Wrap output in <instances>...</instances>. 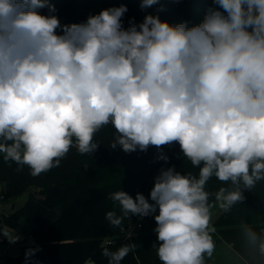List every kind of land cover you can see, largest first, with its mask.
<instances>
[{
	"label": "clouds",
	"instance_id": "clouds-1",
	"mask_svg": "<svg viewBox=\"0 0 264 264\" xmlns=\"http://www.w3.org/2000/svg\"><path fill=\"white\" fill-rule=\"evenodd\" d=\"M156 3L142 0L141 9ZM213 4L196 26L148 14L125 28L123 4L62 25L48 0H0L4 161L27 165L37 177L59 167L73 147L95 153V133L111 123V149L146 153L175 142L199 168L198 177L161 168L148 197L123 190L108 195L120 209L105 213L112 227L130 214L154 218L162 264H204L215 248L210 209L218 204L229 211L264 180V0ZM46 7L49 14L42 15L38 10ZM213 176L234 187H220L209 204ZM246 232L257 240L252 229ZM0 237L11 244L21 239L8 227ZM136 247L104 246L102 255L121 264ZM259 248L264 254V241ZM41 250L29 247L26 264Z\"/></svg>",
	"mask_w": 264,
	"mask_h": 264
},
{
	"label": "trees",
	"instance_id": "trees-1",
	"mask_svg": "<svg viewBox=\"0 0 264 264\" xmlns=\"http://www.w3.org/2000/svg\"><path fill=\"white\" fill-rule=\"evenodd\" d=\"M54 5L53 13L62 25L86 22L90 15L99 14L110 7L126 5L128 12L123 17L124 27L130 19L138 24L145 15L159 16L162 21L172 25L188 22V26L199 25L213 0H158V3L141 9L142 0H48ZM48 15V8L38 10ZM57 34H62L57 30ZM101 129L95 133L94 142L99 144L93 154H79L75 147L61 159L60 166L42 173L37 177L30 175L27 165L19 166L13 161H4L0 154V183L3 195L12 201L28 194V200L19 212L3 218L2 222L17 229L19 216H25L34 222L38 230L33 231L39 242L36 245H24L16 258H7L0 264H26L25 252L29 247L39 246L42 250L27 262L34 264H85L91 259L95 264H108L102 255L104 246L116 251L120 246L135 243V252H130L121 264H162L157 256V234L154 232V218L142 228L136 230L132 240H120L121 227L114 228L105 219L107 211L115 210L120 214L117 204L108 198L109 193L123 190L135 197L136 193L149 195L154 177L161 168L174 167L182 174L192 173L198 177L199 168L183 156L178 143L161 146H149L148 151L125 153L111 149L112 136L100 138ZM161 154L168 161L159 159ZM19 169V170H18ZM120 174L118 180L101 183L105 172ZM242 186V185H241ZM56 187V189H50ZM220 187L232 189L231 182L224 184L213 176L206 185L210 193L209 204L215 203V193ZM246 200L235 204L216 221L215 228L220 239L233 245L237 253L248 264H264V254L260 252V243L264 241V180L257 181L254 188L245 191ZM131 216V214L129 215ZM252 229L257 240H250L246 229ZM115 239L110 245L105 242Z\"/></svg>",
	"mask_w": 264,
	"mask_h": 264
},
{
	"label": "rangeland",
	"instance_id": "rangeland-1",
	"mask_svg": "<svg viewBox=\"0 0 264 264\" xmlns=\"http://www.w3.org/2000/svg\"><path fill=\"white\" fill-rule=\"evenodd\" d=\"M116 135L115 128L110 124L104 126L101 128V134L100 138L103 140L106 136H112L114 139V136ZM104 137V138H103ZM120 148L117 147L115 150H119ZM120 177V174L117 172H114L109 174L107 171L105 172L103 180H100L101 183L104 182H113L118 180ZM3 195V186L0 183V196ZM148 197V196H147ZM28 200V194H25L21 196L20 198L12 201L11 199H5L0 200V220L5 217L13 215L14 212H19L21 208L25 205L26 201ZM12 204H15V208L12 209ZM211 211V220L209 227L215 228V223L218 220V218L225 212L222 211L218 204L216 206L212 207L210 209ZM158 214V213H157ZM153 218L151 216L146 218V223H149V220ZM151 221V220H150ZM17 225L20 231L23 233L31 234L33 231L38 230V226L34 222H29L25 216H19L17 220ZM0 228L2 226L0 225ZM213 237V241L215 244L214 251L212 253L211 257H208V255L205 253L204 255V264H248L234 249L233 245L225 242L224 240L220 239L218 235V231L215 228V231L210 233ZM12 257L16 258L20 250L17 248V246H12L11 248ZM4 263L8 261V259L2 260Z\"/></svg>",
	"mask_w": 264,
	"mask_h": 264
},
{
	"label": "built area",
	"instance_id": "built-area-1",
	"mask_svg": "<svg viewBox=\"0 0 264 264\" xmlns=\"http://www.w3.org/2000/svg\"><path fill=\"white\" fill-rule=\"evenodd\" d=\"M5 199H6L5 195L0 196V200H5ZM146 224H147L146 218H141L139 216H129L125 224L122 226L123 231L121 230V234L119 236L120 240L123 241L132 240V238L136 235V230L142 228ZM0 225L2 227H8L9 229L14 230L15 232H17V234L21 236V239L15 244H11L6 239L0 237V261L12 257V253H11L12 246H17V248L21 250V247L24 245L39 244L36 237L32 234L23 233L19 229H15L9 225L4 224L1 220H0ZM108 240L112 241L113 243L115 239H108Z\"/></svg>",
	"mask_w": 264,
	"mask_h": 264
},
{
	"label": "water",
	"instance_id": "water-1",
	"mask_svg": "<svg viewBox=\"0 0 264 264\" xmlns=\"http://www.w3.org/2000/svg\"><path fill=\"white\" fill-rule=\"evenodd\" d=\"M50 189H56V187H50ZM14 208H15V204H12V209H14Z\"/></svg>",
	"mask_w": 264,
	"mask_h": 264
}]
</instances>
